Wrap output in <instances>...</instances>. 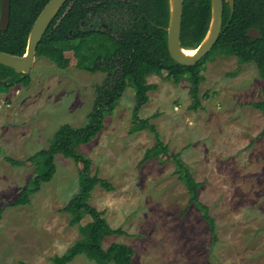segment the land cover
<instances>
[{"label": "rangeland", "instance_id": "rangeland-1", "mask_svg": "<svg viewBox=\"0 0 264 264\" xmlns=\"http://www.w3.org/2000/svg\"><path fill=\"white\" fill-rule=\"evenodd\" d=\"M66 57L70 64L61 69L38 55L30 85L0 94V264H53L54 256L81 238L62 211L78 192L81 166L58 156L53 180L29 205L13 207L35 168L6 161L48 149L63 125L88 124L95 88L106 75L78 69L72 52ZM239 68L236 76H227ZM141 73L151 88L139 118L150 119L169 153L180 154L203 184L199 199L215 218L218 241L197 207L189 205L188 190L175 164L157 148L155 134L130 133L135 92L128 87L98 137L78 148L93 161L91 175L114 187H96L89 201L112 228L125 232L106 238L103 246L129 245L134 264H264V137L257 138L264 114L250 105L264 99L256 66L240 67L234 56L208 60L197 105L187 80L175 85L166 72ZM148 149L153 156L143 163ZM90 221L86 217L82 224ZM69 264L95 263L81 255Z\"/></svg>", "mask_w": 264, "mask_h": 264}, {"label": "trees", "instance_id": "trees-1", "mask_svg": "<svg viewBox=\"0 0 264 264\" xmlns=\"http://www.w3.org/2000/svg\"><path fill=\"white\" fill-rule=\"evenodd\" d=\"M49 1L11 0V22L8 30L1 33L0 51L17 56L26 54L32 27ZM183 1L181 45L184 49H195L202 43L210 27L211 0ZM72 2L70 0L66 4L51 24L38 47L37 56L46 55L59 68L65 69L70 64L66 54L72 52L79 68L89 73L102 72L106 80L95 88V100L88 124L79 128L61 126L49 148L27 160L6 158L13 166L24 167L30 164L35 168L34 177L12 206L29 205L31 198L41 191L42 186L53 180L57 172L58 156L71 159L81 166L79 189L62 211L71 216V225L78 226L81 238L64 255L54 256L53 264H69L81 255L95 264H134L135 252L129 245L113 243L108 248L103 246L106 238L123 235L125 232L112 228L104 212L93 207L89 201L96 187L100 186L106 191L114 187L97 174L91 175L93 161L78 150L80 146L90 144L98 137L105 127L107 117L118 107L127 88L132 87L135 106L130 133L149 130L155 134L157 148L175 164V174L188 190L189 205H195L201 212L202 218L209 225L214 243L217 242L215 218L210 214L209 207L199 199V189L203 184L196 182L180 154L169 153L150 119L139 118L141 109L149 101L148 91L151 88L146 75L141 71L145 69L146 74L156 76L166 72L175 85L187 80L192 86L194 105L199 103L200 87L206 80L202 74L205 63L215 56H234L240 67L254 64L264 81V0H235L233 14L230 6L226 5L223 30L217 44L197 65L190 67L178 64L169 53V0H76L71 6ZM66 10L67 14L62 17ZM89 12L93 13L94 26L88 29L75 28V21L90 22ZM250 28L259 29L261 38H249L247 34ZM240 70L230 72L227 76L234 77ZM30 82L29 74H17L12 68L0 64V94L8 95L15 86L28 87ZM250 105L264 114V99ZM261 137H264V128L257 136ZM152 156L153 149H148L143 163ZM2 212L0 210V217ZM86 217H90L91 221L83 225L82 221Z\"/></svg>", "mask_w": 264, "mask_h": 264}, {"label": "water", "instance_id": "water-1", "mask_svg": "<svg viewBox=\"0 0 264 264\" xmlns=\"http://www.w3.org/2000/svg\"><path fill=\"white\" fill-rule=\"evenodd\" d=\"M68 0H50L35 21L28 40L24 56L12 55L0 51V64L15 70L17 74H30L37 57V50L53 20ZM232 14L234 0H227ZM212 18L209 30L202 43L195 49H184L181 45V30L184 13L183 0H169L170 19L168 32V49L171 58L182 66H195L205 58L217 44L224 24V0H211ZM11 22V0H1L0 6V36L8 30ZM255 31V30H253ZM252 36L251 34H249ZM185 51H193V56L185 55Z\"/></svg>", "mask_w": 264, "mask_h": 264}, {"label": "flooded vegetation", "instance_id": "flooded-vegetation-1", "mask_svg": "<svg viewBox=\"0 0 264 264\" xmlns=\"http://www.w3.org/2000/svg\"><path fill=\"white\" fill-rule=\"evenodd\" d=\"M70 0H68L66 3H65V5H64V7L66 6V4L69 2ZM74 1H76V0H73V2L70 4L71 6L74 4ZM47 5V4H46ZM45 5V6H46ZM226 5H229L230 6V4H229V2L227 1V0H224V10H225V6ZM234 6H235V0H234ZM63 7V8H64ZM63 8L60 10V12L63 10ZM231 8V7H230ZM235 9V8H234ZM42 12V11H41ZM59 12V13H60ZM67 10L62 14V17L64 16V15H66L67 14ZM59 13L57 14V16L59 15ZM231 13H232V11H231ZM234 13V12H233ZM41 14V13H40ZM39 14V15H40ZM57 16H56V18H57ZM38 18V17H37ZM55 18V19H56ZM54 19V20H55ZM88 19L90 20V22H86V21H84V20H82V21H80V22H78V21H75V28H77V29H83V28H86V29H88V28H92L93 26H94V23L92 22V20H93V13H91V12H89L88 13ZM37 20V19H36ZM53 20V21H54ZM53 23V22H52ZM105 28H108V26L106 25V24H102ZM224 25V24H223ZM253 30H255V31H253ZM249 34H251L252 36H250ZM247 36L249 37V38H252V39H254V40H257V39H259V38H261V31L259 30V29H257V28H250L249 29V31H248V34H247ZM76 59V58H75ZM77 60V59H76ZM76 66L78 67V69H80V70H83V69H81V68H79V66H78V61H77V64H76ZM83 71H86V70H83ZM88 72V71H87Z\"/></svg>", "mask_w": 264, "mask_h": 264}, {"label": "bare ground", "instance_id": "bare-ground-1", "mask_svg": "<svg viewBox=\"0 0 264 264\" xmlns=\"http://www.w3.org/2000/svg\"><path fill=\"white\" fill-rule=\"evenodd\" d=\"M184 53L187 56H193L195 54V52H193V51H185Z\"/></svg>", "mask_w": 264, "mask_h": 264}]
</instances>
